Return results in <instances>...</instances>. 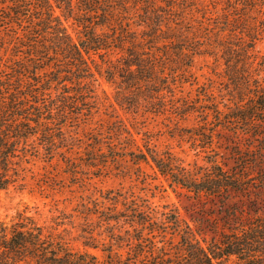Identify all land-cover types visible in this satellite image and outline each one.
Returning <instances> with one entry per match:
<instances>
[{
    "label": "trees",
    "instance_id": "obj_1",
    "mask_svg": "<svg viewBox=\"0 0 264 264\" xmlns=\"http://www.w3.org/2000/svg\"><path fill=\"white\" fill-rule=\"evenodd\" d=\"M64 19L77 26L76 38ZM262 40L264 0H0V57L10 47L0 68V190L42 155L61 157L83 183L80 167L107 171L128 157L207 201L206 225L191 224L178 211L158 218L148 200L108 193L113 207L95 209L106 222L98 236L108 240L84 230L81 250L17 212L0 219V264H264ZM196 56L213 60L210 74L229 104L214 99L217 80L199 83ZM99 77L114 85V112L104 109L112 120L96 130L91 121L106 105ZM186 83L196 85L194 98ZM114 105L135 115L196 114L188 139L204 164L158 149L144 123L129 128ZM81 124L85 147L76 152L80 139L68 129Z\"/></svg>",
    "mask_w": 264,
    "mask_h": 264
},
{
    "label": "rangeland",
    "instance_id": "obj_2",
    "mask_svg": "<svg viewBox=\"0 0 264 264\" xmlns=\"http://www.w3.org/2000/svg\"><path fill=\"white\" fill-rule=\"evenodd\" d=\"M64 25L76 38L78 28L73 24V21L64 19ZM4 47V52L1 53L0 57L1 69H5L2 64L5 63V58L10 53V47ZM256 50L264 55V40L257 43ZM195 60V71L199 76V83H207L208 78L217 80L212 85L217 88L214 90L217 97H213L221 103L229 104L226 100L229 98L227 91L219 86L218 78L210 74L208 66H211L209 64L213 60L209 57L200 56H196ZM221 70L222 67H218V71ZM182 88L186 96L194 98L198 94L195 90L196 85L191 86L186 83ZM97 91L99 98L106 102V105L104 104L105 106L102 107V112L104 109L114 112L113 107L108 106L114 100V85L107 82L103 77H99ZM114 107L115 113L129 128H131V124L144 123V130L153 133V142L158 149H169L185 164L193 161L204 164L205 153L200 149H194L188 139L189 135L200 124V119L196 114L181 120L170 110L158 115H135L120 109L116 105ZM102 112L95 114L93 116L94 121H91L93 123L91 127L96 130L100 128V124L103 127L101 129H105L104 126L112 120L109 115ZM87 130L86 124L68 129L72 137L80 139V141L75 140L76 152L84 150L85 142L81 139L82 134ZM23 168L22 180L0 190V219L10 222L17 212H23L28 216H33L39 224L44 225L47 229L61 233L70 247L75 249H83V237L88 236L84 230L89 231L94 238L101 242L104 238L106 239L104 233L98 236L99 233L103 232L106 222L99 213H96L95 209L106 211L105 208L113 207L111 202L105 199L108 193H110L109 197L119 194L120 200L125 199V202L148 200L155 209L158 218H163L161 216L163 212L178 211L180 217L185 221L191 224L197 221L206 225L207 210L203 207L204 203H207L206 199L199 203L186 190L169 187L168 182L157 174L153 166L143 163L141 169L138 170L128 157L121 161L118 167L107 171H97L86 166L80 167L79 174L87 177V183L81 182L65 171V163L59 156L52 159L46 155L45 157L42 155L38 158H32L29 163L23 165ZM232 197L233 199L237 198L235 194H232ZM117 208H122L120 203H118ZM91 251L98 256L102 254L100 250Z\"/></svg>",
    "mask_w": 264,
    "mask_h": 264
}]
</instances>
